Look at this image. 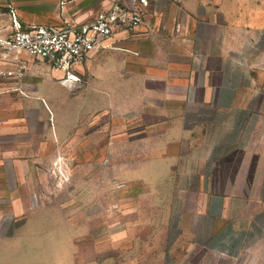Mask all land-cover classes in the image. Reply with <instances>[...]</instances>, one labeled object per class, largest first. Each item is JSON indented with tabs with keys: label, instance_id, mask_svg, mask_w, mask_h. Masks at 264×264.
<instances>
[{
	"label": "crops",
	"instance_id": "obj_1",
	"mask_svg": "<svg viewBox=\"0 0 264 264\" xmlns=\"http://www.w3.org/2000/svg\"><path fill=\"white\" fill-rule=\"evenodd\" d=\"M113 1L0 0V35L10 31V7L22 24H58L91 19ZM80 68L97 79L87 87L98 94L97 116L141 127L115 130L113 141L127 134L148 144L130 179L160 191L169 241L179 228L207 253L201 264H264V0H151L135 33L117 34ZM32 105L49 127L52 106ZM15 148L0 150V219L1 198L11 215L28 211L40 179L33 156ZM31 228L35 235V220Z\"/></svg>",
	"mask_w": 264,
	"mask_h": 264
},
{
	"label": "rangeland",
	"instance_id": "obj_2",
	"mask_svg": "<svg viewBox=\"0 0 264 264\" xmlns=\"http://www.w3.org/2000/svg\"><path fill=\"white\" fill-rule=\"evenodd\" d=\"M32 60L19 90L0 96V150L14 145L19 156L31 154L40 179L30 190L28 211L11 215V201L1 198L8 210L0 219V264L206 262L207 253L178 235L179 228L169 241L160 191L146 192L130 179L136 164L150 155L145 141L127 135L141 127L114 126L107 113L97 116L98 94L87 88L96 85L93 74L80 70L79 80L66 82L61 72ZM107 95L111 101L114 94ZM36 98L47 112L52 106L49 127L46 114L39 118L33 108ZM118 129L127 134L114 142Z\"/></svg>",
	"mask_w": 264,
	"mask_h": 264
},
{
	"label": "built area",
	"instance_id": "obj_3",
	"mask_svg": "<svg viewBox=\"0 0 264 264\" xmlns=\"http://www.w3.org/2000/svg\"><path fill=\"white\" fill-rule=\"evenodd\" d=\"M150 1L114 0L91 19L58 24H22L10 7V31L0 35V95L19 90L28 59L43 61L66 82L79 80L80 66L93 53L109 47L117 34L138 30Z\"/></svg>",
	"mask_w": 264,
	"mask_h": 264
}]
</instances>
